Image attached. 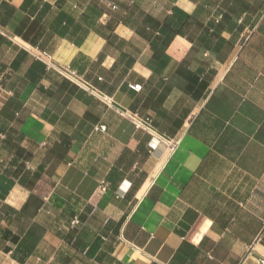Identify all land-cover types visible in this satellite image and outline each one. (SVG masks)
Returning <instances> with one entry per match:
<instances>
[{
    "label": "crops",
    "instance_id": "obj_1",
    "mask_svg": "<svg viewBox=\"0 0 264 264\" xmlns=\"http://www.w3.org/2000/svg\"><path fill=\"white\" fill-rule=\"evenodd\" d=\"M262 259L264 0H0V264Z\"/></svg>",
    "mask_w": 264,
    "mask_h": 264
},
{
    "label": "built area",
    "instance_id": "obj_2",
    "mask_svg": "<svg viewBox=\"0 0 264 264\" xmlns=\"http://www.w3.org/2000/svg\"><path fill=\"white\" fill-rule=\"evenodd\" d=\"M108 5L111 6L112 8H115L114 4H111L108 2ZM42 56L44 57V63L47 68H52L57 70L62 76L70 80L72 83L77 85L80 88H83L85 90H89L90 92L94 93L95 95H98V92H95L91 89H89L87 83L83 80V78L73 69L69 67H64L57 65L50 57L49 54L46 52H43ZM101 97V96H100ZM106 100V99H105ZM124 115L135 125L136 128H139L143 131H145L147 134L151 136V138L156 142V143H161L164 144L166 147L169 149H173L175 142L173 140L167 139L152 127L151 125V120L150 118L146 117H140L136 113H130V112H123ZM96 129L104 130V126H99ZM105 183H100L99 184V190L102 191L105 189ZM77 222L76 219L72 220V223L75 224ZM260 263H264V259L260 260Z\"/></svg>",
    "mask_w": 264,
    "mask_h": 264
}]
</instances>
